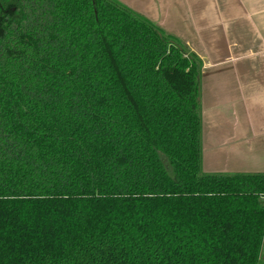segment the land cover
Instances as JSON below:
<instances>
[{"label": "trees", "instance_id": "obj_1", "mask_svg": "<svg viewBox=\"0 0 264 264\" xmlns=\"http://www.w3.org/2000/svg\"><path fill=\"white\" fill-rule=\"evenodd\" d=\"M202 64L117 0H0V264H264V174L200 171Z\"/></svg>", "mask_w": 264, "mask_h": 264}, {"label": "crops", "instance_id": "obj_2", "mask_svg": "<svg viewBox=\"0 0 264 264\" xmlns=\"http://www.w3.org/2000/svg\"><path fill=\"white\" fill-rule=\"evenodd\" d=\"M202 60L200 171L264 174V0H117Z\"/></svg>", "mask_w": 264, "mask_h": 264}, {"label": "rangeland", "instance_id": "obj_3", "mask_svg": "<svg viewBox=\"0 0 264 264\" xmlns=\"http://www.w3.org/2000/svg\"><path fill=\"white\" fill-rule=\"evenodd\" d=\"M261 199L264 201V196H261ZM262 250L264 251V247H262Z\"/></svg>", "mask_w": 264, "mask_h": 264}]
</instances>
